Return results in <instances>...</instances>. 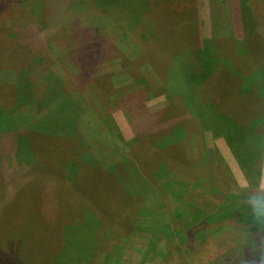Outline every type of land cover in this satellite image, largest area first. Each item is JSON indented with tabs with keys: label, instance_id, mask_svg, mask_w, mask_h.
I'll list each match as a JSON object with an SVG mask.
<instances>
[{
	"label": "rangeland",
	"instance_id": "374dc122",
	"mask_svg": "<svg viewBox=\"0 0 264 264\" xmlns=\"http://www.w3.org/2000/svg\"><path fill=\"white\" fill-rule=\"evenodd\" d=\"M182 1L0 0V264H47L57 248L65 254L57 264H258L264 256V226L245 203L264 190V146L256 167H244L195 113L208 99L198 88L206 79L184 77L195 46L187 32L212 46L246 39L242 0H194L195 12L177 5L172 13ZM254 2L264 20V0ZM263 35L243 49L258 43L264 55ZM35 64L47 69L39 80ZM70 96L86 100L95 128L111 135L90 153L108 167L129 161L118 173L81 162ZM133 105L170 108L156 128L141 124ZM184 136L193 146L181 160ZM129 175L144 188L117 208L118 182Z\"/></svg>",
	"mask_w": 264,
	"mask_h": 264
},
{
	"label": "trees",
	"instance_id": "16d2710c",
	"mask_svg": "<svg viewBox=\"0 0 264 264\" xmlns=\"http://www.w3.org/2000/svg\"><path fill=\"white\" fill-rule=\"evenodd\" d=\"M252 1L253 0H242V28L246 33V39L243 41L230 38L231 40H233L232 44L223 47L222 43L224 42L219 41L218 46L217 44H215V42L217 41L214 40V47L211 45L212 43H210V39L200 41L197 36L198 34H194L192 36V32H187V37L190 40L189 42L191 44L194 42L195 46H193L194 49L193 53L191 54L192 59H190V66L185 67L186 71L184 73L185 79L187 78L188 80H191L193 82L195 80L204 82V80L206 79L204 84L198 81L197 82L199 85V89L207 90V92L209 93L208 99H204L200 103V105L195 108L196 112L194 109V112L197 113L196 115L198 118L200 117V115L204 114V117L207 116V119H205L204 121L205 129H210L215 133L216 136L225 138L229 146L233 150L235 156L240 159L244 167H249L251 165L255 166L254 163H258L261 158L262 148L264 146V55H261V53H259L258 43V49L255 51L251 52L249 49H246V51L243 49L245 43L254 45V42L256 40L255 36L257 35V33L260 36L261 33L264 34V20L261 19L262 14H260L258 10V7H260L258 5L259 2L252 3ZM177 5L184 7L181 11L185 10L186 12H188V10L193 7L195 12L194 0L193 2H191L190 0H183L181 4H176L175 2V5L172 2V13H178V9L180 7H177ZM191 21L192 20H190L188 23H190ZM258 30L261 31V33L257 32ZM247 37L248 39H250V41H246ZM216 47H219L220 49L222 48L220 53L216 52ZM207 48L211 49V55L206 54L204 58H199L201 52L206 51ZM185 49L187 50L189 48ZM242 60L254 65V70L249 76L245 74L243 68L241 69L239 67L238 63H240V61ZM220 67H224L226 69V72L215 78V75L212 74H214ZM45 70L43 66L35 64V67L32 71V73L34 74V78L39 80V78H42L43 76L45 77ZM23 76H28V74H23ZM230 79L234 80V85H228L230 84L228 83V80ZM223 81H225V83ZM212 84L214 85L215 89H213ZM221 84H225L226 86L222 87V89L220 90ZM203 86L205 87L202 88ZM198 88H196V91L198 90ZM193 89H191V91H193ZM226 89L228 92H230L231 96L228 99H226ZM65 99L69 102L71 108L75 110V115H73L75 125L72 124L76 128L73 133L75 139L74 143L76 147L78 145V149L85 155L83 161H81L80 159L73 160L71 165L75 167V169H77L76 166L78 165V161H81L83 162V164L88 166L90 168V171L92 172L105 169L104 172L115 170L116 173H118L117 170H119L118 168L121 167L120 160L125 159V161H128L126 158L119 157L117 158V162L120 163L108 167L107 163L98 158L96 155L90 153L91 142L103 139V141L106 143L109 139V136L111 137V135L107 136L104 133H99V131L95 128L94 125H97L100 120L97 121L98 118L92 116V114L89 113L90 107L86 103V100H84L83 98H79V102L76 103L78 99L72 96H70L68 100L66 97ZM246 99L249 101V103L248 101L246 102ZM170 106L158 113H148L145 107L143 108L144 110H141V112L138 113L137 107L135 108V105H133V108H135L137 115H140L139 121L141 124L145 121L153 127L160 128L162 127L161 125H163V123L161 121V116L159 115L163 112H166V110H168ZM184 108L187 109V107ZM190 120H187L186 126L194 127L193 124H190ZM145 122L143 125H146ZM139 132L140 131H138L137 133L135 141H142V138L144 137L143 130L142 133L140 132L141 134ZM187 139L189 138H187V136H184L182 142L178 143L180 144V148L182 147V150L179 149L180 151L177 152V156L181 160H183L185 157L187 158L186 153L191 151V148L193 146L192 140ZM87 174H90L91 177L95 178L94 175H92L90 172H87ZM131 178L132 176L129 175L127 176V178H122L123 180L118 182V194L121 195V197L119 198L117 208H119L121 205L128 204V202H134V200H137L140 196L139 193L144 188L142 185H139L137 187V185H135L133 181L134 179ZM243 216L247 217L245 212ZM248 217H251V215H249ZM66 229L69 228L67 227ZM59 251L61 250L57 248L55 253H52L49 256V258L46 260L47 264L58 263L60 256L63 257L65 255L64 252H62L61 254V252ZM12 262L8 261L6 263ZM21 262L22 261H20V263Z\"/></svg>",
	"mask_w": 264,
	"mask_h": 264
},
{
	"label": "clouds",
	"instance_id": "9594fccd",
	"mask_svg": "<svg viewBox=\"0 0 264 264\" xmlns=\"http://www.w3.org/2000/svg\"><path fill=\"white\" fill-rule=\"evenodd\" d=\"M245 203L253 223L264 226V190L249 193ZM258 264H264V256L259 257Z\"/></svg>",
	"mask_w": 264,
	"mask_h": 264
}]
</instances>
